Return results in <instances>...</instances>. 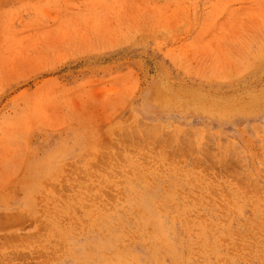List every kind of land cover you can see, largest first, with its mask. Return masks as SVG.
I'll return each mask as SVG.
<instances>
[{
  "label": "rangeland",
  "instance_id": "obj_1",
  "mask_svg": "<svg viewBox=\"0 0 264 264\" xmlns=\"http://www.w3.org/2000/svg\"><path fill=\"white\" fill-rule=\"evenodd\" d=\"M0 264H264V0H0Z\"/></svg>",
  "mask_w": 264,
  "mask_h": 264
}]
</instances>
